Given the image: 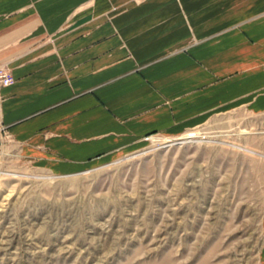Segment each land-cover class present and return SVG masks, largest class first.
<instances>
[{"label": "crops", "instance_id": "1", "mask_svg": "<svg viewBox=\"0 0 264 264\" xmlns=\"http://www.w3.org/2000/svg\"><path fill=\"white\" fill-rule=\"evenodd\" d=\"M0 65L5 140L70 175L148 135L264 116V0H0Z\"/></svg>", "mask_w": 264, "mask_h": 264}, {"label": "rangeland", "instance_id": "2", "mask_svg": "<svg viewBox=\"0 0 264 264\" xmlns=\"http://www.w3.org/2000/svg\"><path fill=\"white\" fill-rule=\"evenodd\" d=\"M263 132L232 111L70 175L3 139L0 264H262Z\"/></svg>", "mask_w": 264, "mask_h": 264}, {"label": "built area", "instance_id": "3", "mask_svg": "<svg viewBox=\"0 0 264 264\" xmlns=\"http://www.w3.org/2000/svg\"><path fill=\"white\" fill-rule=\"evenodd\" d=\"M12 77L8 68L4 65H0V89L9 84ZM7 132L3 123L0 121V141L6 138Z\"/></svg>", "mask_w": 264, "mask_h": 264}, {"label": "bare ground", "instance_id": "4", "mask_svg": "<svg viewBox=\"0 0 264 264\" xmlns=\"http://www.w3.org/2000/svg\"><path fill=\"white\" fill-rule=\"evenodd\" d=\"M215 141V140H214ZM182 142H184V141H182ZM171 144V143H170ZM232 146H235V147H239V148H242L243 150H246V151H248V152H250V153H255V151L254 150H251V149H248V148H244V147H240V146H238V145H236V144H231Z\"/></svg>", "mask_w": 264, "mask_h": 264}]
</instances>
